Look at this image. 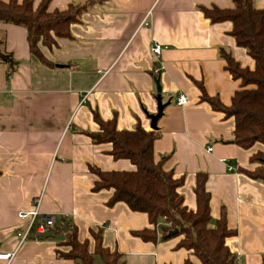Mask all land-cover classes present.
Returning a JSON list of instances; mask_svg holds the SVG:
<instances>
[{"label": "crops", "instance_id": "0c3cea01", "mask_svg": "<svg viewBox=\"0 0 264 264\" xmlns=\"http://www.w3.org/2000/svg\"><path fill=\"white\" fill-rule=\"evenodd\" d=\"M40 0H34L37 4ZM51 0L49 10L71 2ZM200 5L232 7V0H96L70 25L71 37H58L55 46L40 45L43 62L29 52L25 28L0 22L6 49L19 62L7 74L0 62V264H73L57 256L51 237L31 238L17 247L14 229L19 210L33 207L41 197V211L63 217L76 227L80 241L93 240L89 229H102L103 245L117 248L124 264H184L200 261L189 250L175 248L180 236L143 241L132 230L149 226L147 215L123 202L107 205L111 189L93 191L96 175L89 170H131L128 159H113L110 143H93L84 131H97L92 110L103 120L115 116L118 129H132L137 121L150 130L145 112L155 113L157 96L170 100L157 121L153 141L155 160L183 176L179 192L188 208L195 207L196 172H205L212 222L223 207L227 226L236 234L225 239L243 264L264 258V183L238 172L252 168L251 153L233 142V117L214 110L201 99L230 104L238 81L225 69L224 48L242 66L253 59L229 34L228 20L211 23ZM264 8V0H253ZM146 22V23H145ZM154 42L165 45L155 56ZM160 86L157 91L156 80ZM185 104H176L178 95ZM211 147V150L208 148ZM232 166V169H228ZM57 220V221H58Z\"/></svg>", "mask_w": 264, "mask_h": 264}, {"label": "trees", "instance_id": "16d2710c", "mask_svg": "<svg viewBox=\"0 0 264 264\" xmlns=\"http://www.w3.org/2000/svg\"><path fill=\"white\" fill-rule=\"evenodd\" d=\"M51 0H0V22L18 25L26 30L29 52L46 62L40 45L53 47L58 37H71L70 25L80 20V15L96 0L71 2L65 9L49 10ZM232 7L216 5L198 8L211 23L228 20L231 22L229 34L235 43L243 47L253 59L252 68L242 66L224 48L219 49L225 61V69L238 88L234 91L230 104H222L217 97L205 93L201 84V99L207 101L214 110L233 117V142L243 149L254 145L264 146V8H256L253 0H232ZM0 62L7 65V74H12L19 62L6 49L5 33L0 32ZM97 131H84L93 143H110L108 153L113 159H128L134 166L131 170H101L89 166L96 175L92 190L111 189L107 205L125 203L132 211L147 215L149 226L132 230L131 234L143 241L156 242L159 238H169L167 233L177 229L172 236H180L175 248L189 250L201 264H243L225 243V239L236 234L227 226L226 213L222 207L218 218L212 222L209 209L210 193L205 188L207 174L196 172L193 192L195 207L188 208L183 201L179 187L183 176H175L173 171L163 167L165 156L155 160L153 141L159 135L157 130H146L139 121L132 129H118L115 116L108 120L100 118L97 110H92ZM252 168L238 165L235 170L251 179L264 183V149H258L249 156ZM93 240L80 241L76 227L68 221L63 240L59 245L67 250L56 251L60 258L70 259L73 264H124L122 253L103 245L102 229H89ZM98 258V262L95 261ZM184 264H195L188 257ZM264 264V258L261 262Z\"/></svg>", "mask_w": 264, "mask_h": 264}, {"label": "built area", "instance_id": "2783aa9c", "mask_svg": "<svg viewBox=\"0 0 264 264\" xmlns=\"http://www.w3.org/2000/svg\"><path fill=\"white\" fill-rule=\"evenodd\" d=\"M164 48H166L165 45L154 42L151 46V52L153 55L158 56ZM174 101L176 104L182 105L186 103L187 97L181 94ZM208 150H211V147ZM228 169H232V166H228ZM40 200V196L36 197L32 208L17 212V218L20 220V224L14 229V234L18 240L17 247L28 239L42 237L41 235L45 232L60 234L63 231V224L66 223L68 225L66 218L63 217L61 220H58L56 214L41 211L39 207ZM12 255L10 252L3 253L0 254V258L8 259Z\"/></svg>", "mask_w": 264, "mask_h": 264}, {"label": "water", "instance_id": "95a60500", "mask_svg": "<svg viewBox=\"0 0 264 264\" xmlns=\"http://www.w3.org/2000/svg\"><path fill=\"white\" fill-rule=\"evenodd\" d=\"M156 82V87H157V91L159 92L160 91V86H159V83H158V79L155 81ZM170 100H167L166 102H162L160 96L158 95L157 96V109H156V112L155 113H148V112H145V115L147 116V118H149V127L150 129H153V130H157V121L159 119V117L162 115V112H163V109L164 107L169 104ZM62 232L60 234H53L51 232H45L43 233L41 236L42 237H51V238H54L56 240H63L64 239V233L66 232L67 230V224L64 223L63 226H62ZM177 229H173V230H170L167 235L168 236H172L176 233Z\"/></svg>", "mask_w": 264, "mask_h": 264}, {"label": "rangeland", "instance_id": "374dc122", "mask_svg": "<svg viewBox=\"0 0 264 264\" xmlns=\"http://www.w3.org/2000/svg\"><path fill=\"white\" fill-rule=\"evenodd\" d=\"M67 249H68V248H67ZM95 261H96V262H98V261H99L97 257H95Z\"/></svg>", "mask_w": 264, "mask_h": 264}]
</instances>
